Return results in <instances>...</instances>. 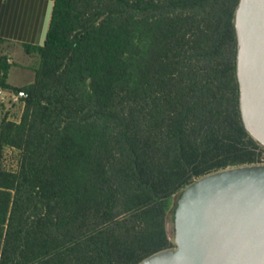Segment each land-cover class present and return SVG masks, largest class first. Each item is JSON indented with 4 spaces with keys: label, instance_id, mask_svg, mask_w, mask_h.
<instances>
[{
    "label": "trees",
    "instance_id": "16d2710c",
    "mask_svg": "<svg viewBox=\"0 0 264 264\" xmlns=\"http://www.w3.org/2000/svg\"><path fill=\"white\" fill-rule=\"evenodd\" d=\"M20 119H0V264H139L175 247L198 178L259 162L246 126L241 0H53ZM9 148L18 166L6 163Z\"/></svg>",
    "mask_w": 264,
    "mask_h": 264
},
{
    "label": "water",
    "instance_id": "95a60500",
    "mask_svg": "<svg viewBox=\"0 0 264 264\" xmlns=\"http://www.w3.org/2000/svg\"><path fill=\"white\" fill-rule=\"evenodd\" d=\"M236 24L243 118L264 144V0H241ZM176 246L139 264H264V163L202 176L177 198Z\"/></svg>",
    "mask_w": 264,
    "mask_h": 264
},
{
    "label": "crops",
    "instance_id": "0c3cea01",
    "mask_svg": "<svg viewBox=\"0 0 264 264\" xmlns=\"http://www.w3.org/2000/svg\"><path fill=\"white\" fill-rule=\"evenodd\" d=\"M53 0H0V37L5 39L3 53L13 63L8 82L23 86L34 81L40 57L29 52L26 45L43 46L53 16ZM22 99L0 100V119L13 118L23 112ZM19 118H16L18 120Z\"/></svg>",
    "mask_w": 264,
    "mask_h": 264
},
{
    "label": "built area",
    "instance_id": "2783aa9c",
    "mask_svg": "<svg viewBox=\"0 0 264 264\" xmlns=\"http://www.w3.org/2000/svg\"><path fill=\"white\" fill-rule=\"evenodd\" d=\"M27 92L25 90L20 91H14L11 89H6L3 86L0 85V100L11 98L14 100H20L22 97L26 96ZM262 144V143H261ZM10 151H12V148H9ZM258 163H264V144H262L260 149V155H259V162ZM18 166V164L15 166V168Z\"/></svg>",
    "mask_w": 264,
    "mask_h": 264
},
{
    "label": "rangeland",
    "instance_id": "374dc122",
    "mask_svg": "<svg viewBox=\"0 0 264 264\" xmlns=\"http://www.w3.org/2000/svg\"><path fill=\"white\" fill-rule=\"evenodd\" d=\"M22 115V113H21ZM20 112H19V115L16 116V115H13V118H19L20 119ZM6 163L9 167L13 168L15 167L17 164H18V152L17 150L13 149L12 151H10L9 149L7 150L6 152ZM173 224H174V215L172 214L170 219H169V225H171L173 227Z\"/></svg>",
    "mask_w": 264,
    "mask_h": 264
}]
</instances>
